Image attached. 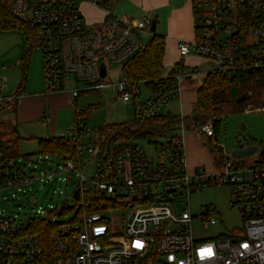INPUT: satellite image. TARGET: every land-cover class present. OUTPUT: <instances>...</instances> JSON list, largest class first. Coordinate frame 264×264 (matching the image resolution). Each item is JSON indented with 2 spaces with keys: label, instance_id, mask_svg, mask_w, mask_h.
<instances>
[{
  "label": "built area",
  "instance_id": "1",
  "mask_svg": "<svg viewBox=\"0 0 264 264\" xmlns=\"http://www.w3.org/2000/svg\"><path fill=\"white\" fill-rule=\"evenodd\" d=\"M78 1L102 9L105 16L97 23L89 22ZM115 1L11 0L17 17L15 27L22 28L25 23L39 34L48 92L64 89L70 78L84 82L87 89H102L108 85L107 64L123 65L140 48L141 34L149 33L152 20L116 17ZM194 9L199 17L196 25L202 32L192 41H179L180 66L169 85L171 91L138 100L142 97L140 87L125 74L116 83V99L134 104L139 120L154 118L171 99H181L183 82L201 73L264 70V0H195ZM241 37L248 47L241 46ZM191 56L209 60L214 66L201 71L198 66L187 65ZM5 84L0 82V89ZM81 91L72 90L76 121L69 134L76 144L73 158L59 157L56 164L52 156L43 153L37 159L25 156L20 163L0 146V204L27 197L36 181L43 182L44 188L53 180L51 174L46 177V173L35 176L28 172L33 171L31 163L35 169L46 159L57 168L55 179L76 172L73 195L79 190V197H74L75 216L60 222L52 217L73 208L39 207L36 216L25 219L6 215L0 209V264L50 263L49 249L34 227L35 219H48L54 224L50 233L53 246L61 254L70 253L71 264H264L263 161L257 159L243 166L227 158L215 173H207L204 167L190 171L184 114L179 116L178 128L158 138L163 139L155 144L158 157L148 155L133 140L107 144L98 135L82 142L81 137L90 136L91 131L80 118L86 110L77 104ZM12 100L0 96V105ZM43 121L51 123L52 116H44ZM215 122V118H208L191 129L201 140L214 141ZM218 144L217 150L225 149ZM85 152L90 156L82 162ZM92 161L95 169L87 175L83 168ZM206 183L229 186L233 206L242 214L243 228L216 240L195 237L190 195ZM203 219L205 227L221 220L212 214H204ZM60 264L67 263L61 259Z\"/></svg>",
  "mask_w": 264,
  "mask_h": 264
},
{
  "label": "rangeland",
  "instance_id": "2",
  "mask_svg": "<svg viewBox=\"0 0 264 264\" xmlns=\"http://www.w3.org/2000/svg\"><path fill=\"white\" fill-rule=\"evenodd\" d=\"M181 0H174L180 3ZM81 6L86 19L96 23V10L77 2ZM83 4V5H82ZM168 9V10H167ZM165 8V12H169V7ZM165 29L160 27L156 33L167 35L166 26L167 19L163 17ZM195 22L199 24V17L195 15ZM92 23V24H94ZM169 23V21H168ZM95 25V24H94ZM161 26V24H160ZM153 31L150 27V33ZM148 34V33H147ZM142 34L143 41L147 40L148 35ZM26 36L23 28L3 27L0 24V82L6 83L0 91V96L4 98H13L11 101L15 103V108L8 102L2 104L7 108L0 110V141L7 142L11 149L8 151L14 160L20 163L25 160V156L31 155L33 159H37L41 153L39 146L40 138L61 137L72 138L69 134L71 127L75 124L74 109L62 110L60 115L55 118L51 113V108L43 106L42 116L35 120L20 119L17 115L18 102L23 94L16 96L15 92L19 84L24 82V56L27 51ZM29 70L27 80L32 82L31 89L36 88L40 81L44 80V56L39 44H35L30 51ZM208 66H214L206 65ZM207 67H205L207 69ZM203 68L202 71L205 69ZM172 69V65L165 68L164 75H168ZM108 75L105 78L108 85L102 89H87L88 86L84 82L76 81L70 78L65 83V88L79 89L81 91L78 97V107L84 109L85 113L80 116L85 122L86 130L91 131L90 136L81 137L82 142H88L90 139L98 138L99 129L106 124L128 123L136 117V106L127 104L116 99L118 91L116 83L122 76L121 64H107ZM204 75H198L191 80H185L182 84L183 90L187 95L180 98L171 99L162 109L161 113L185 116V133H186V154L189 164V170L194 172L197 168L204 167L207 173H215L219 171L226 163L227 158L234 162H239L243 166H249L262 156L264 150V73L257 79V83L249 89L239 88L237 96H233L230 101L220 104L219 115L221 118L220 131L217 142L220 148L213 152L210 146V140L205 138L201 140L195 135L191 126L195 124L193 116L198 114L197 110V88L201 85ZM45 82V81H44ZM140 90L142 97L138 100H145L153 93L146 85L141 84ZM249 92L250 96L242 103H237V98ZM15 97V98H14ZM182 103V105H181ZM189 104L191 108L189 115L184 111L183 104ZM193 104V105H192ZM14 106V105H13ZM51 115L54 121L46 123L43 121L44 116ZM208 118H216L209 116ZM207 118V119H208ZM4 129V132H3ZM1 132L4 134L2 135ZM62 136V137H63ZM203 137V136H202ZM121 140H133L143 146L144 151L148 155L158 157L155 142L148 139L126 138ZM240 146L249 147L256 146L257 150L253 154L243 157H235L233 152ZM57 164L59 156L50 154ZM90 153L85 152L82 162L88 158ZM43 158V157H42ZM31 163L28 171L35 176L41 173L52 175L53 180L47 181L45 187L41 188L43 182L36 181L32 186V191L27 197H23L20 201L3 200L0 209H4L6 215L18 218H28L36 216L39 207L48 210L50 206L61 208L63 206L69 209L62 216H53V221H64L75 216L76 200L74 199L73 190L77 184V173H63L55 179L57 168L52 162ZM95 169V161L89 162L83 168L85 174H91ZM36 170V171H35ZM206 179V178H204ZM191 211L194 216L193 231L197 239L202 241L216 240L236 228H243V218L240 210L233 206V200L230 194V188L222 183H206L201 190L195 191L190 195ZM204 214H212L216 218H221L217 224L205 227Z\"/></svg>",
  "mask_w": 264,
  "mask_h": 264
},
{
  "label": "trees",
  "instance_id": "3",
  "mask_svg": "<svg viewBox=\"0 0 264 264\" xmlns=\"http://www.w3.org/2000/svg\"><path fill=\"white\" fill-rule=\"evenodd\" d=\"M195 2V0H194ZM11 0H0V24L3 27H15L14 23L17 21V17L12 11ZM194 15H196L194 9ZM245 26V23H242ZM22 28L26 36L27 51L24 56V68L26 73L24 74V82L27 80V73L29 70L30 51L35 44H40V37L37 31L30 28L25 23L22 24ZM202 32L201 27L196 25L195 39L200 37ZM142 38V37H141ZM167 39L164 34L156 32L150 33L147 40L143 41L140 48L129 57L122 65V73L125 74L129 81L140 87L141 84L146 85L152 90L153 93L159 91H171L169 85L173 83L174 74L180 61L173 68V70L164 76L165 71V53H166ZM243 48L248 47L245 42V37H241L240 42ZM44 56V55H43ZM264 73L262 69H238L229 72H219L217 70L209 71L203 78L201 85L197 88V110L198 119L193 120L196 124L203 122L209 116H216L215 122V140H210L211 150L215 152L217 150V137L220 131L221 118L219 115L220 104L222 102L230 101L233 97L232 89L234 87L249 89L257 83V79ZM21 88V87H20ZM239 93V92H238ZM12 107L15 108L16 104L8 101ZM7 105H0V110L7 108ZM14 105V106H13ZM180 118L178 115L163 114L160 113L154 118L142 121L135 117L134 120L128 123H109L102 126L98 133L100 139L107 144H112L116 141L126 138L148 139L158 144V138L165 132L178 128ZM4 132V129H3ZM1 132L3 135L4 133ZM0 146L6 154H9L11 149L7 142H1ZM39 146L41 153L47 155L54 154L60 158L65 156L74 157L76 155V144L74 139L66 137H51L40 138ZM244 147V146H240ZM264 162V150L262 156L258 158V162ZM69 211L66 210L65 213ZM34 227L41 234L43 243L48 247L49 254L51 256L49 264H60V260L64 259L67 264H71V254H61L57 252L51 241L50 233L54 227V224L48 219H35ZM241 233V230L239 231Z\"/></svg>",
  "mask_w": 264,
  "mask_h": 264
},
{
  "label": "crops",
  "instance_id": "4",
  "mask_svg": "<svg viewBox=\"0 0 264 264\" xmlns=\"http://www.w3.org/2000/svg\"><path fill=\"white\" fill-rule=\"evenodd\" d=\"M83 4H88L90 8L96 10V23L101 21V19L105 16V12L102 9L95 7L90 3ZM167 7H169L168 13L164 11V9H167ZM113 13L116 17L121 19H151L152 22H156V30L160 27L165 29V24L162 18L166 17L167 35L165 36L167 39V43L165 53V65L166 67L168 65H172L171 71L180 61V53L178 49L179 41H192L195 39L196 36L194 0H181L179 4L174 2V0H116L113 5ZM88 21L93 22L90 19H88ZM142 34L141 36H143ZM186 64L191 66H198L202 71L203 68L207 67L206 65H211L212 63L202 57L191 56L186 61ZM208 68H210V66H208L207 69ZM203 71H206V68ZM200 75L204 74L201 73ZM204 77L205 76H203V78ZM44 81L45 79L43 80V82L40 81V84H38L37 87L33 89H31L32 82L29 79L26 80L23 85L19 84V86L17 87L15 95L18 96L23 94V96H21L18 102V108L16 112L17 115L20 116V119L22 118L24 120L30 121L37 119L38 117L42 116V112L44 111V105L51 108V113L55 116V118L60 115V111H70L71 108H73L74 99L72 96V89L67 90L66 88H64L60 91L48 92L46 90V83ZM186 91L188 90H183L182 94L187 95ZM182 107H184V111L187 113L188 116L189 112L191 111V108H189L190 105L188 103H185ZM52 121H54L53 117Z\"/></svg>",
  "mask_w": 264,
  "mask_h": 264
},
{
  "label": "water",
  "instance_id": "5",
  "mask_svg": "<svg viewBox=\"0 0 264 264\" xmlns=\"http://www.w3.org/2000/svg\"><path fill=\"white\" fill-rule=\"evenodd\" d=\"M151 30L154 32V31H156V22L155 21H153L152 22V26H151ZM101 71H102V76L104 77V76H106V68H105V66L103 65L102 67H101ZM238 88L237 87H234L233 89H232V95L233 96H237V94H238ZM248 91L247 92H245V94L244 95H242L241 97H238L237 98V103H242V102H244L246 99H248L250 96L248 95ZM194 119H198V116L196 115V116H194ZM158 142L159 143H162L163 142V139H158ZM256 150H257V147L256 146H249V147H240V148H238V149H236L234 152H233V155L235 156V157H243V156H248V155H250V154H253L254 152H256ZM74 197L75 198H78L79 197V190H76V192H75V194H74Z\"/></svg>",
  "mask_w": 264,
  "mask_h": 264
}]
</instances>
